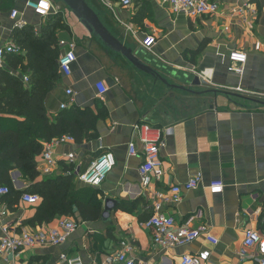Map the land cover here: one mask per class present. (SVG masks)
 I'll list each match as a JSON object with an SVG mask.
<instances>
[{
	"label": "crops",
	"instance_id": "crops-1",
	"mask_svg": "<svg viewBox=\"0 0 264 264\" xmlns=\"http://www.w3.org/2000/svg\"><path fill=\"white\" fill-rule=\"evenodd\" d=\"M29 1L39 0H16L11 10L0 11V46L18 44L13 38L20 31L17 21H25V26L40 37L58 16L63 26L55 31L57 62L70 49L62 41L74 43L76 60L70 75L59 68L61 78L45 99L48 114L56 121L63 111L76 108L95 116L93 128L81 141L70 135L73 141L54 147L58 166L51 174L42 171L43 152L37 157L38 177L73 175L77 189L95 190L101 217L83 221L75 209L73 215L44 220L39 215L40 195L37 203L23 202L21 195L4 196L0 211L5 207L7 214H0V236L5 225L19 232H36L57 228L61 220L70 219L79 227L61 245L26 248L6 256L2 264H63L62 254L79 257L85 264H108L124 240L129 241L136 264H179L183 254L206 250L211 253L206 264H258L256 247L248 248L244 256L240 251L247 229L264 232V106L260 103L264 101V0H215L220 5L217 14L196 18L173 13L160 0H134L131 7L123 6L121 0H87L113 36L151 63L169 84L187 90L169 86L136 68L58 0H44L50 7L45 16L29 7ZM235 5H248L251 15L244 19L232 14L229 9ZM14 9L18 11L15 20L10 16ZM148 35L156 38L152 51L143 46ZM235 49L248 56L242 74L229 71V56ZM21 54L26 55L27 50L22 48ZM3 68L9 70L6 60ZM193 70L204 71L215 86L204 83ZM11 72L30 88L29 67L20 65ZM99 83L107 88L102 96L98 94ZM239 87L247 92L237 91ZM68 89L73 90L72 95ZM63 104L67 107L62 108ZM140 123L166 130V145L160 150L165 174L150 189L143 187L139 176L144 156L134 126ZM130 141L136 143L137 155L129 154ZM106 151L116 158L106 180L98 187L81 182L77 173ZM71 153L75 159L69 163ZM197 175L202 177L200 184L183 190L181 200L164 205L163 210L174 216L178 227L197 228L205 223L217 243L201 235L177 248L156 246L152 230L143 225L154 214L152 190L166 192ZM10 177L13 189L22 195L32 184L19 169L11 170ZM216 180L224 183L220 194L210 191V184ZM107 198L117 204L106 221L102 218Z\"/></svg>",
	"mask_w": 264,
	"mask_h": 264
},
{
	"label": "built area",
	"instance_id": "built-area-1",
	"mask_svg": "<svg viewBox=\"0 0 264 264\" xmlns=\"http://www.w3.org/2000/svg\"><path fill=\"white\" fill-rule=\"evenodd\" d=\"M160 2L167 6L173 13L185 14L188 17L196 18L203 15H214L220 10L218 1L215 0H160ZM121 4L125 7L134 5V0H121ZM28 6L34 9L40 15H47L50 11L48 3L44 0L29 1ZM230 12L234 15L242 16L247 19L251 15L250 7L248 5L232 6ZM12 19L18 16L17 10H12L10 14ZM26 22L19 20L16 22L18 29H23ZM68 45L70 49L64 53L59 61V68L65 75H70L72 72V64L76 60L74 52V43L61 42ZM156 38L153 35H148L143 41V46L146 50L152 51ZM22 48L20 45L10 42L0 46V68H3L5 60L8 55L21 54ZM247 53L235 49L231 51L229 59L232 65L229 66V71L242 74L244 65L247 62ZM194 73L204 82L211 86H215L214 82L209 79L206 73L193 70ZM28 80V77L25 78ZM98 94L102 96L107 88L103 83L97 85ZM237 91L245 93V89L239 87ZM68 95L73 94L72 89L67 90ZM67 104H63L62 108H66ZM134 131L137 133L143 148V162L139 167L140 182L144 188L150 189L151 186L158 181H161L165 170L160 158V150L165 147V131L161 128H155L147 123H140L134 126ZM169 131V130H168ZM74 138L70 135H64L53 139L45 144L42 154V171L45 174H51L54 168L58 166V160L53 156L54 147L56 145L73 141ZM129 154L137 155L138 149L134 141L128 144ZM75 159V154H69L68 162L71 163ZM116 166V158L110 151L103 152L98 157L93 159L88 167L77 173L78 179L90 186H100L113 171ZM202 177L197 175L191 178L184 185L172 186L170 190L157 191L152 190L150 199L151 206H153L154 214L149 217L143 225L152 230L153 243L156 246L163 248H177L190 244L197 240L201 235H206V239L212 243H217V240L208 233V226L205 223L199 224L197 228H189L186 226L178 227L174 216L163 210L164 205L178 203L181 200L183 190H191L197 187L201 182ZM210 191L212 194H220L224 191V183L221 180H216L210 184ZM11 189L8 185L0 186V203L4 196L8 195ZM21 200L26 203H37L40 200L38 194L24 193ZM1 215H6L5 207L0 211ZM79 227V224L70 219H63L60 221L57 228L44 229L40 231H18L14 226L3 227V235L0 236V264L2 259L8 255H17L26 248L37 246H58L67 241L68 237ZM257 248L259 256L256 258L258 264H264V232L261 233L256 229H247L246 238L244 240L243 248L240 251L241 255H246L248 248ZM132 247L129 241L121 242L120 249L115 252L108 259V264L113 262L121 264H136L133 257H131ZM210 251L206 250L198 254L185 253L181 256L179 264H206L210 258ZM63 264H85L79 257L69 258L66 254L61 255ZM141 264V263H140Z\"/></svg>",
	"mask_w": 264,
	"mask_h": 264
},
{
	"label": "trees",
	"instance_id": "trees-1",
	"mask_svg": "<svg viewBox=\"0 0 264 264\" xmlns=\"http://www.w3.org/2000/svg\"><path fill=\"white\" fill-rule=\"evenodd\" d=\"M15 2L0 0V11L8 12ZM62 26L63 23L56 16L40 37L35 36L30 26L13 35L27 54L8 55L6 64L9 70L0 69V186L10 187L11 192L6 196H22L13 189L10 177L11 170L19 169L32 181L23 194H38L42 198L39 215L44 220L53 219L56 215H73L77 209L83 221H95L101 217V208L93 188L77 189L73 175L41 180L36 169L37 157L42 154L46 142L65 134L73 135L79 142L95 122L92 113L76 108L63 111L56 121H52L48 114L46 95L61 78L55 31ZM41 45L42 49L39 50ZM20 65L32 71L30 88L11 72ZM13 116H22L23 119Z\"/></svg>",
	"mask_w": 264,
	"mask_h": 264
},
{
	"label": "water",
	"instance_id": "water-1",
	"mask_svg": "<svg viewBox=\"0 0 264 264\" xmlns=\"http://www.w3.org/2000/svg\"><path fill=\"white\" fill-rule=\"evenodd\" d=\"M67 7L75 14V16L83 23V25L94 35H97L103 42L109 45L112 49L121 52L136 68L149 73L158 79L162 80L166 84H169L161 74L155 69V67L144 61L137 53L125 46L115 36H113L106 26L101 21L99 15L91 7L87 0H62ZM198 80L196 79V83ZM169 86L187 90L185 86L171 85ZM264 106V101H260ZM117 201L107 198L104 204L103 220H109L110 216L116 206Z\"/></svg>",
	"mask_w": 264,
	"mask_h": 264
},
{
	"label": "rangeland",
	"instance_id": "rangeland-1",
	"mask_svg": "<svg viewBox=\"0 0 264 264\" xmlns=\"http://www.w3.org/2000/svg\"><path fill=\"white\" fill-rule=\"evenodd\" d=\"M58 2H59V4L67 11V12H69V10L67 9L68 7H67V5L62 1V0H58ZM71 13V12H70ZM69 13V14H70ZM71 15V17L74 19V15L73 14H70Z\"/></svg>",
	"mask_w": 264,
	"mask_h": 264
}]
</instances>
